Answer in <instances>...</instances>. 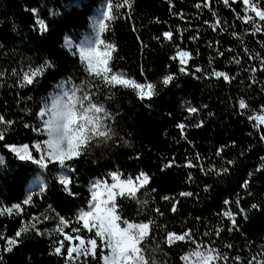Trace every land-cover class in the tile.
<instances>
[{
  "label": "trees",
  "instance_id": "1",
  "mask_svg": "<svg viewBox=\"0 0 264 264\" xmlns=\"http://www.w3.org/2000/svg\"><path fill=\"white\" fill-rule=\"evenodd\" d=\"M106 1L0 0V115L14 122L0 141L3 264H64L67 243L62 255L54 253L56 241L64 238L56 231L59 216L70 221L66 233L80 227V235L91 238L76 215L87 210L92 182L111 181L112 171L133 181L141 171L150 177L137 199L118 197L116 201L122 220L154 221L149 236L141 242L150 261L192 264L196 257L190 256L188 261L180 257L194 253L199 245L200 251L212 248L213 255L228 257L215 264H264V169L256 171L264 163V141L260 140L264 124L248 119L264 115V21L252 14L262 29L253 32L254 25L239 18L245 14L242 0H229V6L222 0H131V7L119 8L115 5H123V0H112L114 18L104 21L107 28L101 33L105 45H116L109 67L137 83L156 86L158 95L142 101L135 90L106 84L90 73L76 48L66 47L69 39L76 45L82 41ZM260 3L264 8V0ZM217 17L220 24L212 29ZM165 31L173 32L172 40L163 37ZM193 36L197 39H190ZM177 46L190 54L184 65L189 75L179 73V57L172 59ZM235 59L240 60L239 65ZM197 67L203 71L195 72ZM213 69L225 72L230 81L212 75ZM32 73H36L33 83L27 84L23 77ZM169 74H175V79L164 86L162 79ZM63 83L74 84L81 95L91 92L93 103L108 112L106 126L111 138L98 143L101 138L94 137L82 155L74 158L75 172L69 173L71 194L59 181V167L50 165L45 170L47 190H34L32 202L25 205L29 181L42 169L32 161L20 160L4 145L28 143L32 149L36 141L46 139L44 132L33 131L31 126L42 128L40 109L46 103L50 106ZM240 99L248 104L247 109L239 108ZM189 107L199 111L190 114ZM201 120L204 124L196 127ZM180 123L185 124L183 133L177 127ZM221 168H227V174L218 175ZM245 180L248 188L243 187ZM189 192L191 196L181 195ZM164 196L170 199L164 200ZM142 200L148 201L147 206L139 203ZM15 204L21 209L13 208L9 214L7 208ZM252 204L258 207L252 209ZM225 211L235 214L236 226L223 215ZM21 228L27 231L22 232L20 243L5 252L6 238L14 237ZM168 232H189L190 237L168 245ZM101 250L98 240L97 259L82 257L80 264H103L98 259Z\"/></svg>",
  "mask_w": 264,
  "mask_h": 264
},
{
  "label": "snow or ice",
  "instance_id": "2",
  "mask_svg": "<svg viewBox=\"0 0 264 264\" xmlns=\"http://www.w3.org/2000/svg\"><path fill=\"white\" fill-rule=\"evenodd\" d=\"M225 6H229V0H222ZM244 15L239 17L248 22L249 24L254 25L253 32H260L261 26L257 24L253 16L249 13H254L260 21H264V8L261 7L260 0H242ZM127 5L131 7V0H123V5L116 4L115 7H123ZM197 9L201 7L199 3L195 5ZM205 7H209L208 4H205ZM114 5L112 0H107V11L103 13L102 23H99V32L103 33L107 24L104 21L114 18L113 16ZM213 16L217 14L212 12ZM208 23V21H205ZM220 24V19L217 17L216 22L211 24L212 29H216ZM40 29L43 31L45 29L44 22L39 21ZM233 36H236V33H232ZM163 37L172 40L173 32L165 31ZM157 39H159L157 37ZM190 39H197L193 36ZM85 47L81 48L80 54L87 62V68L90 73L95 74L96 77H100L106 84L109 85H122L125 88H131L136 91L138 97L143 101L145 98L151 99L152 97L158 95V92L154 91L155 85L148 83H137L134 79L128 78L121 73H113L112 69L109 67V62L112 59V53L116 48L115 44L105 45V41L100 39L97 35H89L88 38L84 41ZM103 49V50H102ZM247 52L248 49L245 48ZM223 55V53H219ZM189 52L183 51L177 46L176 55L172 57L175 60L177 57L180 59V68L179 73L183 75H189L190 73L184 65L187 64V58L189 57ZM234 62L239 65L240 60L235 59ZM211 64V58L209 60ZM261 67L264 68V60L261 61ZM203 70L200 67L195 69V72H202ZM256 69L253 68L252 72H255ZM194 75V73H191ZM36 73L31 75L25 74L23 79L27 84L33 83V76ZM212 75L215 77H223L224 80L230 81L229 76L223 71H215L213 69ZM175 79V74L165 75L162 79V84L164 86H169ZM255 83V80L253 81ZM178 87V85H177ZM81 89L73 85L68 89L66 93L55 94V98L52 99L50 106L46 103L44 108L40 109L39 116L42 119V128L31 126L33 131L44 132L47 136L46 139L36 141L32 146V149L36 155L32 154L30 151V146L28 143H21L19 146L16 144H7L5 147L10 149L20 160L23 161H32L35 165H38L40 169L48 170L49 166L59 167L61 183L66 192H70L68 185L71 183V180L67 178V173H74L75 169L72 167L74 163V158H79L82 153L88 148L89 141L94 137L101 138L98 143H104L111 138V130L107 129L106 126V117L108 112L104 107L99 106L97 103H93V96L91 92L85 91L83 94H79ZM207 107V106H205ZM239 108L241 110L247 109L248 104H246L244 99L239 100ZM78 109H83L79 111ZM264 109V106H262ZM187 111L190 114L197 113L199 109L196 107H189ZM47 115V119L43 117ZM211 115V113H209ZM249 120L255 119L259 124H264V115H256L255 117L249 116ZM12 120H5L3 115H0V141L5 140V135L8 128L13 124ZM204 124V121L201 120L196 127H201ZM29 127L28 125H25ZM177 127L183 133L185 129V124L180 123ZM260 140L264 141V134L260 136ZM127 143V142H125ZM223 148L218 149L216 152L217 156L221 155ZM197 159L199 154H196ZM264 160V158H262ZM2 161V157H0ZM174 163V161L172 162ZM228 164H233L232 160L227 162ZM170 164H165L164 167L168 168ZM188 166L193 167L192 162L188 161ZM215 167V166H213ZM264 169V163L261 164L259 169L260 171ZM203 170V169H201ZM220 172L227 174V168H221L217 173ZM40 177L45 176V172L41 171L38 173ZM250 175V174H249ZM112 183L109 184L107 180H95L91 184V200L88 202L87 210H80L76 215V221L82 222L83 229L91 233L92 236L89 239H85L84 236L80 235V227H72L71 233H66L64 231L70 223L69 220L65 219L63 216H59V225L56 231L60 234H63V239L56 241L54 246V253L56 255H62L61 250L66 247V258L64 264H80L81 258H87L90 255L93 259H97V248L98 240L100 241L101 252L98 257L99 260L103 261V264H158L155 259L151 261L146 258L145 249L141 247V242L145 241L146 237L149 236L150 224L154 221L149 220L148 222L135 223L129 220H122L121 216L117 212V197H131L137 199L138 191L143 188L145 185L149 184L150 177L143 171L136 176L134 182L132 177H128L126 180H121L120 174L117 171H112L109 173ZM191 178V177H189ZM39 186V185H37ZM40 187V192L44 193L47 190V184L45 183ZM244 188H248L247 180L244 181ZM207 190V186H206ZM33 195H28L27 198L23 201V204L28 205L32 202ZM182 196H191L192 193H181ZM164 200H169L168 196L163 197ZM139 203L143 206H147L148 201L142 200ZM225 205L229 203L228 200L223 202ZM236 205L239 206V199L235 201ZM51 209V205L48 206ZM257 204H252L251 208L256 209ZM13 208L19 210L21 209L20 204H15L11 208H7V212L10 214L13 211ZM172 211H176L175 204L172 205ZM240 213H244L243 208H238ZM156 212L159 213V209H156ZM163 215L162 213H159ZM225 217L231 219L232 225L236 226L235 214L231 211H225L223 213ZM47 219V217H45ZM247 219V216H245ZM123 225V226H122ZM231 230V229H229ZM27 231V228H21L19 231H16L14 237L6 238L7 243L5 245L4 251L11 252L13 246L20 243V237L22 232ZM220 232L217 230L216 235L219 236ZM205 236H208L209 233H204ZM186 237H190L189 232H185L183 235H177L175 232H168L166 243L172 245L174 241H185ZM3 238V237H0ZM73 241H78V243H72ZM157 248L159 245L156 246ZM228 247H231L229 245ZM200 246L197 245V250L194 253H189L184 256H181L180 259L188 261L190 256L196 257L192 264H213L217 259L227 260L228 257L225 255L219 257L213 255L215 249L207 248L205 251L199 250ZM103 249H107V254H104ZM148 251L154 252L155 248H149ZM236 260H240V257H235ZM0 264H3V257L0 256Z\"/></svg>",
  "mask_w": 264,
  "mask_h": 264
},
{
  "label": "rangeland",
  "instance_id": "3",
  "mask_svg": "<svg viewBox=\"0 0 264 264\" xmlns=\"http://www.w3.org/2000/svg\"><path fill=\"white\" fill-rule=\"evenodd\" d=\"M107 11V1L99 7V11L94 15V17L92 18L91 20V25L88 29V31L86 32V34L84 35V38L82 39V41L80 43H78L76 45V42L74 39H69L67 42H66V47L70 50H72V48H76L77 52L80 53L81 51V48L82 47H85L86 45L84 44V41L88 38L89 35H97L100 39H101V33L99 32V23H102V20H103V13H105ZM250 15L254 14V13H249ZM103 50V49H102ZM85 60V59H84ZM86 61V60H85ZM87 63V62H86ZM74 85V84H73ZM71 83H63L61 86H59V88L56 90V92L54 93L53 95V99L55 98V94H58V93H66L68 91V89L70 87L73 86ZM46 116V119H47V115ZM47 138V136H46ZM19 146V145H18ZM30 151H32V154L33 155H36L37 158H38V154H35L33 149L30 148ZM14 154V153H13ZM19 158V157H18ZM41 171H44L45 170H41ZM40 171V172H41ZM58 178H59V181H61V176L60 174L58 175ZM67 178H69V173H67ZM121 178V177H120ZM111 180V179H110ZM121 180H126V179H123L121 178ZM136 183H138L137 181H134ZM47 184L48 185V182L46 181V178L45 176L44 177H40L38 174H36L30 181H29V184L27 186V191H26V196L28 195H31L34 190H37V189H40L39 186H43L44 184ZM109 184L112 183V180L108 182ZM39 185V186H37ZM90 192H92V188H90ZM139 192V191H138ZM137 197H138V193H137ZM118 198V197H117ZM123 226V225H122ZM74 243V241H73ZM108 251V250H107ZM213 264H215V262H213Z\"/></svg>",
  "mask_w": 264,
  "mask_h": 264
},
{
  "label": "clouds",
  "instance_id": "4",
  "mask_svg": "<svg viewBox=\"0 0 264 264\" xmlns=\"http://www.w3.org/2000/svg\"><path fill=\"white\" fill-rule=\"evenodd\" d=\"M79 111H82L83 109H78Z\"/></svg>",
  "mask_w": 264,
  "mask_h": 264
}]
</instances>
